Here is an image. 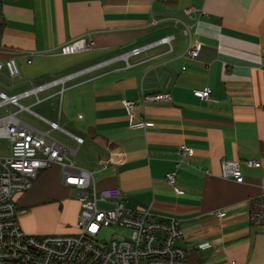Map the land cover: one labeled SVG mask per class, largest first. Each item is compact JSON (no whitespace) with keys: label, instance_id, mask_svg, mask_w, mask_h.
I'll return each mask as SVG.
<instances>
[{"label":"crops","instance_id":"1","mask_svg":"<svg viewBox=\"0 0 264 264\" xmlns=\"http://www.w3.org/2000/svg\"><path fill=\"white\" fill-rule=\"evenodd\" d=\"M185 24L202 43L194 58L184 54ZM83 36L94 45L62 52ZM11 56L20 74L0 71L9 95L78 73L21 97L30 109L5 103L0 117L16 113L22 126L58 140L97 187L118 186L128 207L179 218L184 264H264V224L249 219L250 196L264 194V0H0V60ZM204 86L209 99L194 93ZM163 91L172 99L143 101ZM129 99L146 127L130 126ZM184 143L192 156L183 158ZM10 151L0 137V156ZM251 157L262 164H247ZM222 158L241 161L244 182L221 176ZM173 170L176 187L166 178ZM72 190L60 164L44 168L17 196L23 229L77 231L81 203ZM51 210H73V225L50 227Z\"/></svg>","mask_w":264,"mask_h":264},{"label":"built area","instance_id":"2","mask_svg":"<svg viewBox=\"0 0 264 264\" xmlns=\"http://www.w3.org/2000/svg\"><path fill=\"white\" fill-rule=\"evenodd\" d=\"M197 10L195 6L186 8L188 14ZM183 31L190 38L184 54L194 58L202 43L193 40L190 25L185 24ZM158 42H170V37H163ZM92 45L94 40L83 36L77 41L66 43L62 52L74 53ZM151 45L135 47L121 57L128 58L130 53H140ZM28 61L31 62V59ZM4 68L12 79L20 74L19 64L14 56L0 60V71ZM76 73L33 85L17 94L9 95L0 91V107L12 102L30 109L19 102L21 97L37 94L49 86L64 83L76 76ZM194 93L209 99L212 88H195ZM171 99L172 94L169 91L143 96L144 102ZM136 105L137 100L125 101L130 126L146 127L148 122L145 118L135 119ZM51 125L59 127L58 122H51ZM0 137H7L11 142L10 154L0 156V264H184L187 260V248L178 244L183 229L176 216L162 217L149 209L128 207L118 186L97 187L93 174L86 169H77L66 155L62 143L22 126L16 113L0 117ZM75 137L80 143L84 141L83 137ZM180 151L183 158L194 154V149L185 143L180 146ZM55 163L61 165L64 184L75 188L81 203L77 231L44 234L27 232L19 220L21 208L18 206L17 196L32 187L44 168ZM246 163L252 166L262 164L260 159L252 157L248 158ZM220 174L239 183L245 180L239 159L222 158ZM166 178L176 187L175 170L168 172ZM103 201L115 205L103 207L100 205ZM249 219L256 225L264 224V194L250 196ZM116 225L117 230L100 236L104 229ZM226 264L241 263L229 260Z\"/></svg>","mask_w":264,"mask_h":264},{"label":"rangeland","instance_id":"3","mask_svg":"<svg viewBox=\"0 0 264 264\" xmlns=\"http://www.w3.org/2000/svg\"><path fill=\"white\" fill-rule=\"evenodd\" d=\"M71 197H74L76 198V191L75 190H72V193H71ZM100 205L103 206V207H106V206H113L115 205V203H110L108 201H103V202H100ZM73 210H71L70 212H67V211H64V212H59L57 210H51L52 214L48 215V224L50 225V227H54V228H63L62 226H65L66 224L68 225V227H71V225H73V220L70 221L72 218H71V213H72ZM118 229V226H110L108 229H104L101 233H100V236L104 235L106 236L108 234V232H112V231H115ZM76 229L74 230H70L71 232L72 231H75ZM70 231H65V230H59V231H56V233H64V232H70Z\"/></svg>","mask_w":264,"mask_h":264}]
</instances>
